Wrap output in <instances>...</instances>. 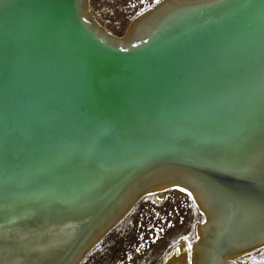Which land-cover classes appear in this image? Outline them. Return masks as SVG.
Wrapping results in <instances>:
<instances>
[{
    "label": "bare ground",
    "instance_id": "obj_1",
    "mask_svg": "<svg viewBox=\"0 0 264 264\" xmlns=\"http://www.w3.org/2000/svg\"><path fill=\"white\" fill-rule=\"evenodd\" d=\"M50 1L53 0H0V264H69L99 228L126 207L133 195L136 197L142 189L161 193L168 185L180 182L190 190L203 218L196 226L190 250L187 251L184 243L180 244L163 264H249L240 259L241 255L264 245V183L256 194L243 184L234 186L229 183L231 180L224 181L240 172L235 169L229 172L224 158L239 160L243 163L240 169L245 171L251 166L242 158L244 144L252 136L254 140L264 138V87L262 91L259 89V83L264 81V72L260 71L264 60L259 51L264 44V0H205V6L221 2L226 5L197 16L192 26H187V20L173 23L174 18L168 19L178 3L156 5L161 1L156 0L131 19L121 36L105 30L95 21L88 0H76L80 17L89 29L94 35L118 45L116 50L137 53L149 48L148 61L162 58L166 64L174 62L178 73L174 72L175 65H170L175 74H168L167 85L163 80L165 76L161 77L165 68L151 70L161 77L160 85L167 94L166 88L171 85L182 89L190 69L205 67L192 62L197 61L203 46L201 39L221 29L210 32L215 18L225 21L232 17L224 27L230 29L231 24L236 23V16L255 10L256 13L251 11V16L247 13L244 17H250H243L237 23H247L239 44L242 47L234 46V41H239V34H234L240 29L232 35L223 29L219 38L224 42L215 48L218 50H210L213 58L217 57L208 62L213 64L214 79L220 80L225 75L221 86L229 95L227 76L239 79L237 75H240V79L250 83L252 88L248 92L241 89L240 93L238 88L239 98L245 97L246 101L235 107L219 105L222 113H247L246 126H250L248 136L243 135L235 152L228 151L224 156L220 152L221 157L216 156L212 138L201 129V124L209 118L195 120L203 107L194 93L195 85L187 82L182 91L189 94L188 98H181L176 90L171 91L180 100L182 110H179L184 113L186 110L183 122L188 123L190 133L183 135L185 139H172L157 125L148 126L149 131L142 132L141 136L132 132L139 130L127 131L129 127L123 123H115L110 134L100 138L102 141L95 138L80 145L81 141L75 138L78 134L69 130V149L64 150L66 155L61 154L63 150L57 152L59 157L55 160L61 158L58 163L42 159L47 147L42 140H46L50 132L45 123L51 116L50 103L30 95L24 86L28 87L25 82L29 81L39 89L48 86L40 69L46 65L55 67L56 58L65 57L70 51L68 59L74 53L83 55L84 49L79 32L73 31L64 15V8L56 14L55 20L48 15L52 11ZM155 5L157 7L149 12ZM164 17L168 19L167 25L149 35L157 20ZM28 19L37 22L34 47H31V39L21 37L23 22ZM146 33L148 39L140 41ZM79 49L83 50L72 52ZM188 60L191 63L186 65ZM256 94L257 106L253 101ZM164 111L154 106L151 109L156 118L162 117ZM75 128L77 131L80 127ZM258 142L261 147L258 153L264 159V139ZM48 153L54 155V150ZM259 171L254 170L253 176ZM40 173L47 175L42 178ZM205 177L213 180L209 187L204 184L201 187L195 181Z\"/></svg>",
    "mask_w": 264,
    "mask_h": 264
},
{
    "label": "water",
    "instance_id": "obj_2",
    "mask_svg": "<svg viewBox=\"0 0 264 264\" xmlns=\"http://www.w3.org/2000/svg\"><path fill=\"white\" fill-rule=\"evenodd\" d=\"M29 1L32 0H27V2ZM189 1L191 0H161L156 3V5L178 3L175 4V11L170 15L171 17H168V19L171 20L174 18V20H171L173 23L187 20V23H189L187 26H192V23H195L192 21H194L197 16L200 17L204 12H213L216 9L224 8V5H226L225 2H221L219 4L205 6V3H207L205 0ZM70 2L71 0L50 1L49 8H51L52 11L51 14L48 12V15L55 20L57 17L56 14H59L60 10L64 8V15L68 19L70 27H72L74 32H79V35L83 40L81 47L85 51H83L84 54L80 55L74 53L70 56L71 58L68 59V56L71 53L70 51L66 53L65 57L60 56L56 58L57 61L55 67L48 65L43 66L40 69V75L42 76V79H45V82L49 83L48 86H43L39 89L32 81H29V83L25 82L28 87L23 85L30 95L36 96L38 99H47L48 103H50L51 116L45 121L47 124L46 128L49 129L50 132L47 134L46 140H42V142L47 145L45 151L46 154L43 155L44 158H42L44 159V162L46 160H50V162L54 160L58 163L61 160V158H58L59 160L55 159L59 157L57 156V152L63 150L61 154L64 155L66 152L64 150L69 149L67 135L69 130H73V132H75L74 135L78 134L75 138L81 141L80 145L95 138V140L102 141L100 138L109 135V132L115 123H123L126 127H129L127 131L131 129L139 130L132 132L140 133L141 136L142 132L149 131L148 126L157 125L161 130L163 127L166 130L165 133L168 132V135H170L172 139H185L186 136L183 135L185 133H190L188 123H184L185 121L183 119V116L186 115V110L185 113L181 111L182 109L179 108L180 100L176 99V97L171 94V91L176 90L180 93L181 98H188L189 94L182 91L188 84L187 82L193 86L195 85L194 93H196L195 95L203 107V110L196 115L195 120L209 118L207 122L201 124V129L202 133L205 134L208 132V136L212 138L213 146L218 150L213 153L216 156L221 157L220 152L222 156L228 151L235 152L243 135L248 136L247 129L250 125L246 126V120L248 119L247 113H244L243 111H241V113L235 112L232 114H227L226 111H223L222 113L221 110L223 109L219 105L235 107L237 103L240 104L243 101H246L245 97L239 98L237 94L238 90L240 89V93L242 92L241 89L247 90L248 92L252 87L246 79H240L242 78L240 75H237L239 79H237L236 76L232 79L227 76L229 80L227 81V89L231 93V95H229L221 86L225 75L220 77V80L214 79V75L212 74L213 64L208 62L217 57L216 55V57L213 58L214 54H211L210 50H218L215 48L224 42L222 38H219L221 35L219 32L223 29L227 32H231V35L233 31L240 29L234 34H239V41H234V46L241 45L243 31L245 30L247 23L244 25H238L237 23L247 13L250 16L252 14L251 11L256 13L255 10H251L250 12L246 11L236 16V23H232L230 29L224 27L228 25L227 23L230 22L232 17L225 21L216 20L215 18L212 27H210V32H214V30L219 28L221 29H219L214 35L209 34L206 38L201 39L204 40L202 43L203 46L199 51L200 53L198 54L197 61L192 62L196 63L199 67L204 65L205 67H202L201 69H195L193 67L190 69L186 78L187 82H184L182 89H175L171 85L166 88L168 91L167 94V92L161 87L159 80L162 76H165L163 80L166 81L167 85V81L169 80L168 77H170L168 74L172 75L173 73L170 65H173L174 62L166 64V60L162 58L156 59L155 61H148V57L151 56L149 48L146 51L141 50L137 53H131L125 49L116 50L115 46L118 47V45L111 43L100 36L94 35L93 30L89 29L88 24H86L80 17L76 0ZM250 2L252 3V1ZM194 3L198 5H195ZM156 5L153 6L149 12L157 7ZM146 15L147 14L144 16ZM165 17L157 20L152 28L153 30L151 29L152 31L150 30L151 32H148L149 35H151L152 32L155 33L160 31L164 25H167L166 22H168V19H165ZM88 20L95 26L91 18H88ZM75 23L78 29L75 26ZM23 25L24 28L21 32V37L23 39H31V47H34V33L37 22L33 19H28L27 22H23ZM234 25L236 26L234 27ZM149 35L146 33L144 35V38L146 39L142 38L140 41H146ZM82 50L79 49L72 52H79ZM93 50L99 53L92 52ZM257 50L258 49L255 45V51ZM259 51L263 54L264 60V44L260 47ZM65 59L67 60L65 61ZM190 63L191 61L188 60L186 65H189ZM159 67L165 68L166 71L161 77L158 75L156 76L155 74L157 73L151 71ZM260 71L261 74L264 72V65ZM174 72L178 73L176 65ZM174 74L175 73H173V76ZM241 75L244 77L246 76V74ZM234 83L238 84V86ZM253 83L255 84V81ZM263 87L264 81L259 83V89H261V91ZM253 101L257 106V94ZM153 106L158 107L160 110H165L162 117L156 118L155 116H152L151 109ZM205 111L207 113H205ZM217 112L220 114H217ZM209 113H212V115L209 116ZM155 119H158L157 122L153 121ZM150 120L152 122L148 123ZM69 126L71 127L70 129H68ZM75 127L80 128L77 129V131H74L76 129ZM153 127L154 126H151V128ZM140 128L142 129L140 130ZM263 139L264 138L260 136L257 140H254V137L252 136L249 139V142L244 144L242 158L245 162H248L247 165H249V167L251 166V168H246L245 171L240 169V166L243 163L239 160L229 161L223 157L229 172L231 169L240 171L234 173L233 177L225 179L224 181L231 180L229 183L234 186L239 183L243 184L242 186H245L244 188L250 189L256 192V194L258 193V187L260 188V184L264 183V162L261 161L263 158L258 153V148H261L259 147L260 142L258 141ZM244 140L246 141L247 139L245 138ZM51 149L54 150V155L53 153H48ZM210 149L211 148H209V150ZM178 163L182 166L185 164L181 162ZM41 165L42 168H44V164ZM52 165H50V167ZM172 166L178 165L172 164ZM256 169H259L260 171L253 176V171ZM41 175L42 173L39 174V176ZM46 175L47 174H43L42 178ZM209 180L211 179L206 177L195 179L197 183L199 182L201 184V187H203L202 184L209 187L213 181ZM211 186H213V183ZM172 187L182 189L191 195L188 187L181 182L172 183L167 186V188ZM142 190L139 191L136 197L133 195L126 207H124L117 215L118 217H114L103 227L99 228V231L96 232L95 235L86 242L82 249L70 259L69 264H79L92 247H94L129 212L141 197L150 194L149 191ZM7 197L9 196L7 195ZM218 243L220 245V242Z\"/></svg>",
    "mask_w": 264,
    "mask_h": 264
},
{
    "label": "rangeland",
    "instance_id": "obj_3",
    "mask_svg": "<svg viewBox=\"0 0 264 264\" xmlns=\"http://www.w3.org/2000/svg\"><path fill=\"white\" fill-rule=\"evenodd\" d=\"M156 0H88L95 21L122 35L131 19ZM193 197L179 188L141 197L129 212L85 255L79 264H163L184 243H193L202 220ZM249 264H264V245L245 255Z\"/></svg>",
    "mask_w": 264,
    "mask_h": 264
}]
</instances>
